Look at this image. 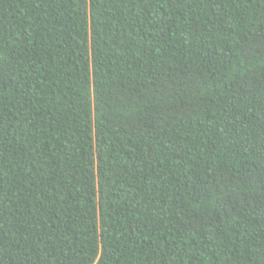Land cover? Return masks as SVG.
I'll return each mask as SVG.
<instances>
[{
    "label": "trees",
    "instance_id": "obj_1",
    "mask_svg": "<svg viewBox=\"0 0 264 264\" xmlns=\"http://www.w3.org/2000/svg\"><path fill=\"white\" fill-rule=\"evenodd\" d=\"M0 264H264V0H0Z\"/></svg>",
    "mask_w": 264,
    "mask_h": 264
}]
</instances>
